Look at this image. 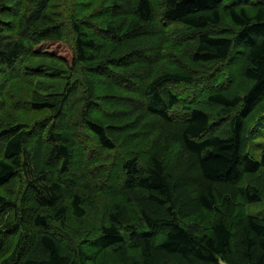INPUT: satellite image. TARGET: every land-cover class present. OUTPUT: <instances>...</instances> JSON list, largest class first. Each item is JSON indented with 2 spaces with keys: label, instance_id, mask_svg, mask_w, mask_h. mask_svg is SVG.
I'll use <instances>...</instances> for the list:
<instances>
[{
  "label": "trees",
  "instance_id": "1",
  "mask_svg": "<svg viewBox=\"0 0 264 264\" xmlns=\"http://www.w3.org/2000/svg\"><path fill=\"white\" fill-rule=\"evenodd\" d=\"M155 8L193 29V71L150 73L157 52L137 31L160 33ZM40 58L66 74L28 65ZM47 76L60 92L36 88ZM263 128L264 0H0V264H84L109 249L121 264H264V217L246 212L264 204ZM72 143L144 144L145 158L128 155L117 188L85 187L68 177ZM89 211L98 225L83 229Z\"/></svg>",
  "mask_w": 264,
  "mask_h": 264
},
{
  "label": "rangeland",
  "instance_id": "2",
  "mask_svg": "<svg viewBox=\"0 0 264 264\" xmlns=\"http://www.w3.org/2000/svg\"><path fill=\"white\" fill-rule=\"evenodd\" d=\"M235 1V0H231ZM244 2V0H242ZM250 3V5H255L256 0H246ZM131 6V4H130ZM94 13L99 15L100 18L104 19L107 17H113V13L109 11V8L101 7V8H92ZM118 14H123L126 10L123 8H117ZM113 10V12H115ZM115 14V13H114ZM115 16V15H114ZM154 16L159 23H155L157 27L160 28V33H154L151 35H143L142 32L149 29L148 27H143L142 30H138L139 37L143 44L150 45L154 51L157 53L154 55L153 60L156 61V64L150 68V73L160 74L162 72H167L168 70L173 71L178 68L188 67L193 71V61H190L188 58L191 55L190 52L193 51V29L182 27L179 24L171 23L166 24L161 22V10L154 9ZM225 23L228 21L224 19ZM95 25V24H94ZM94 25L92 26L94 28ZM97 26V25H96ZM95 26V27H96ZM98 29V27H97ZM162 29V30H161ZM97 31V30H95ZM183 31L186 33L188 37V42L184 43V47L174 40V37L180 34ZM99 36H104V32H97ZM188 44V45H187ZM143 46H139L137 48H142ZM141 58V55H140ZM144 60L143 58H141ZM31 67H42L48 73H57L59 75L66 74L65 68L59 63L49 59H35L28 63ZM64 85V79L61 77H40L37 80L36 88L42 92H60ZM173 92L178 94H187L189 92V88L192 87L190 84L186 83H168ZM100 90L97 93L98 102H102L103 94L105 93L103 86H99ZM136 90L135 87H133ZM15 92L20 95L23 92V88L21 86L15 85ZM115 93H124L125 91L122 88H113L111 90ZM109 98V97H108ZM104 108V104L99 106L98 117L102 116V110ZM182 111V110H181ZM179 112V109L176 111ZM264 130V128H263ZM81 131H79L80 133ZM262 140H264V135L262 136ZM72 153H73V162H71V168L76 169L73 172H70L68 177L75 178L80 182V185L88 186L93 188L94 183H99L101 180L107 182L110 189L117 188L120 184V181L124 174L123 162L128 158V155L137 153L139 151L138 158L139 162H143L145 158V145H138L135 143L132 147H126L125 145H118V147L114 150H108L98 145H91L86 148V152L83 153L82 149L79 151L78 144L72 143ZM255 156L258 157L256 154ZM188 178V181L193 184V175H189L185 177ZM79 185V186H80ZM16 196V190L11 191ZM116 191L108 192L107 198L110 200H117ZM21 196H26L24 191H21ZM27 198V196H26ZM100 205V204H99ZM246 212L247 214L257 216L259 218L264 217V204L262 202L254 203V204H247L246 205ZM186 222L193 224V217H189L185 219ZM76 222L79 223L77 220L72 219V217L68 218L66 222V227H63V231L66 234L64 238L65 243H72V237H69L68 234H72V230L77 227ZM82 228L85 229L86 227L96 226L98 225V218L96 213L93 211H89L87 217L81 221ZM26 224H28V227ZM24 226V240H27L31 237H34L35 229L31 227L29 223H26ZM135 252V251H132ZM136 263L134 264H141L140 256L138 253L135 255ZM84 264H121L120 260L114 255L111 249L107 250L103 254H101L95 262L86 261Z\"/></svg>",
  "mask_w": 264,
  "mask_h": 264
}]
</instances>
